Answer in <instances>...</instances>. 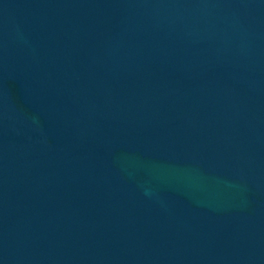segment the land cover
I'll return each mask as SVG.
<instances>
[{
  "label": "water",
  "instance_id": "obj_1",
  "mask_svg": "<svg viewBox=\"0 0 264 264\" xmlns=\"http://www.w3.org/2000/svg\"><path fill=\"white\" fill-rule=\"evenodd\" d=\"M0 264H264V0H0Z\"/></svg>",
  "mask_w": 264,
  "mask_h": 264
}]
</instances>
